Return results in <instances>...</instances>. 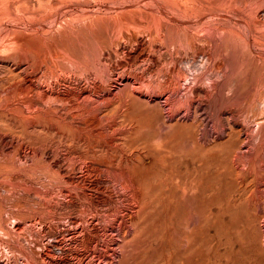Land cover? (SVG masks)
<instances>
[{"label": "rangeland", "instance_id": "rangeland-1", "mask_svg": "<svg viewBox=\"0 0 264 264\" xmlns=\"http://www.w3.org/2000/svg\"><path fill=\"white\" fill-rule=\"evenodd\" d=\"M263 98L264 0H0V264H167L207 175L264 264Z\"/></svg>", "mask_w": 264, "mask_h": 264}, {"label": "bare ground", "instance_id": "bare-ground-1", "mask_svg": "<svg viewBox=\"0 0 264 264\" xmlns=\"http://www.w3.org/2000/svg\"><path fill=\"white\" fill-rule=\"evenodd\" d=\"M12 94V93H11ZM20 96V95H19ZM264 99V98H263ZM263 106V105H262ZM264 108V106H263ZM4 136V135H3ZM197 162V161H196ZM190 165V164H189ZM198 168V167H197ZM189 169V168H188ZM192 170V169H191ZM189 170V171H191ZM207 170V169H206ZM203 171V170H202ZM206 172V171H205ZM194 173V172H193ZM208 173V172H207ZM211 173V171H210ZM214 173V172H213ZM206 174V173H205ZM184 175V174H183ZM187 175V173H186ZM195 175V173L193 174ZM208 176L210 177V175H207L204 178L198 177L195 178V182L194 185H196L199 189L197 190V192L192 196L191 200L184 202V205H174V204H167V219H168V223H172L174 224V222L178 219V218H183V227L181 229H179V234H180V238L176 237L177 239H180V243H178V245L174 244L173 241V236L174 234H178L176 228L174 229V227L172 229H170L168 231V233L166 234V236L169 238L170 241V245L169 246V252L168 255H170L169 257V262L167 264H206L208 257L211 258V256H213V258L216 259V261H219L220 264H225V262H223V255H228L229 259L228 264H254L255 260L252 261L253 259V255L254 254H260L261 253V248L259 245L256 244H251V245H246L243 244L241 245V247H237L234 250H227V253H225L226 250H223L221 245H222V241L226 240V242H229V244H231V239L233 237V234L237 233L238 234V238L244 239L245 240V236L242 235L243 233L240 231L241 229H235V222L234 225L230 224H226L225 223V217L226 216H230L232 221L235 220H239V215L236 211H229V207L227 206V200L224 197H219L216 196L215 194H213L212 196H208L204 194V189L207 188L206 185V181ZM191 177V176H190ZM189 177V178H190ZM186 178V177H185ZM194 179V178H193ZM187 181V180H186ZM188 181L186 182L187 185ZM213 182H211L212 184ZM215 183V182H214ZM185 184V183H184ZM185 186V185H184ZM196 187V188H197ZM223 188V187H222ZM224 189V188H223ZM220 191V190H219ZM163 192V191H162ZM208 192V191H207ZM211 192V191H210ZM222 192V191H221ZM239 192V191H238ZM169 193V192H168ZM234 193V192H233ZM164 194V193H163ZM171 194V192H170ZM169 194V195H170ZM172 194L174 195V192H172ZM171 194V195H172ZM231 194V193H230ZM241 194V193H240ZM229 195V194H228ZM232 196L234 194H231ZM230 195V196H231ZM178 196V195H177ZM191 196V195H190ZM231 196V197H232ZM235 197V196H234ZM233 197V198H234ZM240 197V196H239ZM170 198H175L174 196L170 197ZM236 198V197H235ZM169 199V198H168ZM177 199V198H176ZM228 199V198H227ZM230 199V198H229ZM232 199V198H231ZM172 200V199H171ZM168 201V200H166ZM240 201V200H239ZM236 202V201H234ZM253 202V201H252ZM166 203V202H165ZM230 203V202H229ZM249 203V202H248ZM164 204V201H163ZM233 204V202L231 203ZM251 205V204H249ZM238 206V205H237ZM240 207V206H239ZM245 207V206H244ZM163 208V207H162ZM243 208V207H242ZM240 208V209H242ZM151 209V208H150ZM236 209V208H235ZM154 210V209H153ZM243 210V209H242ZM165 211V210H164ZM163 211V212H164ZM210 211V214H208L207 212ZM247 211V210H246ZM250 212V210H249ZM146 214V213H145ZM210 215V217H208ZM246 215V214H245ZM157 216V215H156ZM182 216V217H181ZM155 217V216H154ZM162 217V216H161ZM248 217V215H247ZM142 218V217H141ZM213 221L214 225L212 228L210 227H206V226H202V223L205 221L207 222V219L210 221ZM161 219V218H160ZM229 219V218H228ZM243 219V218H242ZM248 220V218H247ZM136 221V220H135ZM227 221V220H226ZM230 221V220H229ZM228 221V223H229ZM240 221V220H239ZM244 221V219L242 220ZM249 221V220H248ZM252 221V220H251ZM161 222V221H158ZM238 222V221H237ZM236 222V223H237ZM245 222V221H244ZM137 223V222H136ZM162 223V222H161ZM240 223V222H239ZM254 223V222H253ZM256 223V222H255ZM144 224V223H143ZM171 224V225H172ZM207 224V223H206ZM204 224V225H206ZM241 224V223H240ZM243 224V223H242ZM145 225V224H144ZM158 225V223H157ZM156 225V226H157ZM247 225V224H246ZM250 225V224H249ZM247 225V227L249 226ZM254 225V224H253ZM155 226V225H154ZM241 226V225H240ZM160 227V226H159ZM246 227V226H245ZM253 227V226H252ZM257 228V227H256ZM253 229L252 231L256 230ZM248 230L249 228H245V230ZM166 230V229H165ZM244 230V232H245ZM251 230V229H250ZM249 230V231H250ZM142 231V229H141ZM243 231V229H242ZM251 231V232H252ZM148 233V232H147ZM256 233V232H255ZM254 233V234H255ZM137 234V233H136ZM140 234V233H138ZM162 234V233H161ZM165 234V233H164ZM163 234V235H164ZM178 234V235H179ZM246 234V233H245ZM251 234V233H250ZM249 234V235H250ZM253 234V233H252ZM253 234V235H254ZM257 234V233H256ZM248 235V233H247ZM246 235V237H247ZM248 235V236H249ZM252 235V236H253ZM251 236V237H252ZM136 237V236H135ZM144 237V236H143ZM148 237V236H147ZM258 237V236H257ZM158 238V237H157ZM237 238V237H236ZM237 238V239H238ZM250 240V236L248 237ZM176 239V240H177ZM215 239V240H213ZM235 239V238H234ZM247 239V238H246ZM254 236H253V240H254ZM162 240V239H161ZM249 240V241H250ZM233 241V239H232ZM236 241V240H235ZM242 241V240H241ZM246 241V240H245ZM248 241V242H249ZM256 241V240H255ZM240 242V241H239ZM238 242V243H239ZM177 243V242H176ZM224 243V242H223ZM236 243V242H233ZM237 243V245H238ZM255 243V242H254ZM260 243V242H259ZM227 244V243H226ZM225 248L229 245L226 246ZM258 244V242H257ZM166 245V244H165ZM156 247V246H155ZM168 247V246H167ZM148 248V247H147ZM140 249V248H139ZM229 249V248H227ZM157 251V250H156ZM264 251V249L262 250ZM264 253V252H262ZM163 254V252H162ZM166 254V252H165ZM258 254V256H259ZM243 255V256H242ZM167 256V255H166ZM240 256H242L243 258H241ZM257 256V255H255ZM254 256V258H255ZM139 257V256H138ZM168 257V256H167ZM258 258V257H257ZM137 259V258H136ZM263 260V259H262ZM211 261V260H210ZM215 261V260H214ZM215 261V262H216ZM226 261V262H227ZM214 262V263H215ZM164 263V262H163ZM263 263V262H261ZM147 264V263H146ZM213 264V263H212ZM216 264V263H215ZM218 264V262H217ZM257 264V263H256Z\"/></svg>", "mask_w": 264, "mask_h": 264}]
</instances>
